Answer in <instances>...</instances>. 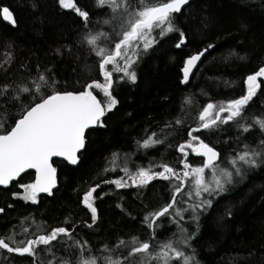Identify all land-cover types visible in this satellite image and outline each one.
<instances>
[{
    "label": "snow or ice",
    "instance_id": "1",
    "mask_svg": "<svg viewBox=\"0 0 264 264\" xmlns=\"http://www.w3.org/2000/svg\"><path fill=\"white\" fill-rule=\"evenodd\" d=\"M57 3L77 13L83 29L77 34L75 45L54 49V55L64 58L68 53L77 61L73 47H86L94 57L96 75H90L91 68L85 64L79 73L83 82L80 78L69 82L57 78L55 65L21 64L26 74L0 83V186L22 189V193L9 191L12 197L32 204L40 203L41 193L54 197L53 190H58L53 158L63 157L69 164L77 165L86 151L89 129L107 127L106 117L110 118L109 114L120 104L117 89L137 82V67L143 57L170 36L177 38L176 49L188 48L190 44L187 20H183L182 26V18L194 0H95V7L106 9V17L98 19L94 27H89L90 12L78 7L76 0H57ZM31 8L39 10L36 0H32ZM0 18L13 27L18 26L16 13L9 6H0ZM206 20L207 17L201 20L203 29L208 27ZM103 25L108 29L104 30ZM247 27L244 22L239 25L241 31ZM217 47L218 41L208 39L195 51L186 53L180 83L189 84ZM231 58L246 60L247 53L240 55L232 49L225 59ZM14 59L8 53L0 68L7 72L5 65ZM260 77H264V67L247 75L244 94L200 107L193 120L195 127L186 125L185 113L165 121L158 131L146 129L135 141L138 151L155 149L158 145L175 146L180 154L177 163L182 167L170 163L165 153L159 161L137 165L134 170L125 164L124 175L116 179L98 175L80 197L90 213V222L82 220L78 224L66 217L61 226L52 227L29 214L20 218L7 234L0 235V250L28 256L32 264H202L194 244L201 217L229 186L243 180L249 172L264 169V111H248L258 93L264 95L260 91ZM202 93L208 95L203 90ZM192 104L193 98L187 97L181 111L185 105ZM181 127H186V138L174 145L175 137L171 134L178 135ZM229 129L236 130V147L229 143L231 151H226L212 137ZM232 139L229 133L227 141ZM189 153L202 157L201 163L190 162ZM112 157L108 161L110 166L102 169L105 174L119 167L120 154L113 153ZM29 170H34V177L25 183L23 177ZM153 181L167 182V202L150 207L142 201L139 220L123 204L117 205L141 231H116L95 242L82 234L83 229L91 230L89 235H92L99 228L97 201L114 195L115 189L142 191ZM105 185H114V189L104 191ZM4 212L5 208L0 207V213ZM225 215L230 217L231 210L226 209ZM165 222L175 228L166 236L162 232ZM253 254L254 251L249 252L248 256Z\"/></svg>",
    "mask_w": 264,
    "mask_h": 264
},
{
    "label": "trees",
    "instance_id": "2",
    "mask_svg": "<svg viewBox=\"0 0 264 264\" xmlns=\"http://www.w3.org/2000/svg\"><path fill=\"white\" fill-rule=\"evenodd\" d=\"M31 2L0 0V6L12 8L18 20V26L13 27L0 18V63L4 62L8 53L15 57L10 64L5 65L7 72L0 68V83L13 76L26 74L21 64L55 65L57 78L69 82L77 78L83 82L79 73L85 64L91 68L90 75H96L94 57L90 56L86 47H73L77 61L68 53L60 58L53 52L70 43L75 45L77 34L83 29L78 14L72 9L59 7L57 0H36L38 11L31 8ZM76 3L90 12L89 27H94L98 19L106 17V9L95 7V0H76ZM204 17H207V29H203L201 24ZM183 20H187L189 47L176 49L175 36L161 41L140 61L137 82L117 89L120 104L114 113L109 114L110 118L106 117L107 127L89 129L86 134L87 148L80 162L71 165L54 159L59 180L58 190L53 191L54 197L41 193L40 203L32 204L11 196V191L21 192V189L11 185L8 189L0 186V207L5 208V212L0 214V235L7 234L20 218L29 214H34L37 221H47L52 227L61 226L66 217L75 219L78 224L82 220L90 222V213L80 202V197L97 180L98 175L109 179L124 175L122 169L125 164L134 170L137 165L146 166L149 161H159L161 155L166 153L170 163L182 167L177 163L180 154L175 146L166 148L158 145L155 149L138 151L135 141L144 135L146 129L149 132L158 131L165 121L185 113L186 125L195 127L193 120L200 107L208 102L217 103L244 94L247 75L264 67V0H194L192 8L185 11L182 26ZM241 22L247 24L246 31L240 30ZM102 27L108 29L107 25ZM208 39L218 41L216 51L194 73L189 84H181L186 53L195 51ZM232 49L240 55L247 53V59L226 60ZM258 79L262 85L260 91L264 92V83L261 77ZM226 81H231V84L226 85ZM202 90L208 95H203ZM187 97L193 98V104L185 105L181 111V105ZM248 111H264V95L258 93ZM229 133L233 136L231 141H227ZM236 134L235 129H229L213 136L212 140L219 148L231 151L229 143L231 147H236ZM171 136L175 137L172 140L174 145L182 143L186 138V127L179 128V134L172 133ZM113 153L120 154L117 160L119 167L105 174L102 169L110 166L108 161L112 160ZM188 159L193 164H200L203 158L189 153ZM33 177L34 172L29 171L23 177V182H31ZM166 184L153 181L149 188L142 191L136 188L115 189L114 195L97 201L101 216L99 228L92 235H89L91 230L83 229L82 234L95 242L116 231H141V227L130 223L117 205L123 204L139 220L142 201L150 207H157L162 201L167 202ZM113 189L114 185L104 186V191ZM9 204L12 207H8ZM226 209L231 210L230 217L225 215ZM174 230L173 226L165 222L162 232L166 236ZM194 244L202 264H264V248L261 247L264 245V169L249 172L243 180L229 186L217 198L213 208L201 217ZM253 251L254 254L248 256ZM0 264H32V258L0 250Z\"/></svg>",
    "mask_w": 264,
    "mask_h": 264
},
{
    "label": "water",
    "instance_id": "3",
    "mask_svg": "<svg viewBox=\"0 0 264 264\" xmlns=\"http://www.w3.org/2000/svg\"><path fill=\"white\" fill-rule=\"evenodd\" d=\"M67 10H71V9H67ZM6 24H8V25H11L10 24V22H7V21H4ZM12 26V25H11ZM261 79H262V81H263V83H264V77H261ZM53 159H59V160H63V161H65V159L63 158V157H55V158H53ZM67 162V161H66ZM29 171H33L34 172V170H29ZM57 185H59V180H58V171H57ZM54 190H56V189H54ZM53 190V191H54ZM0 214H2V213H0Z\"/></svg>",
    "mask_w": 264,
    "mask_h": 264
},
{
    "label": "rangeland",
    "instance_id": "4",
    "mask_svg": "<svg viewBox=\"0 0 264 264\" xmlns=\"http://www.w3.org/2000/svg\"><path fill=\"white\" fill-rule=\"evenodd\" d=\"M23 192V190L21 189V193Z\"/></svg>",
    "mask_w": 264,
    "mask_h": 264
}]
</instances>
